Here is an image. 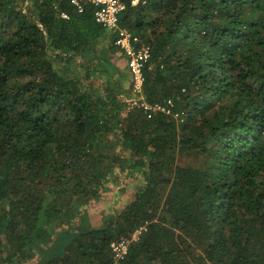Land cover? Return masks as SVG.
<instances>
[{"label": "trees", "instance_id": "obj_1", "mask_svg": "<svg viewBox=\"0 0 264 264\" xmlns=\"http://www.w3.org/2000/svg\"><path fill=\"white\" fill-rule=\"evenodd\" d=\"M122 2L178 119L94 6L0 0V264H113L140 226L119 264H264V0Z\"/></svg>", "mask_w": 264, "mask_h": 264}, {"label": "built area", "instance_id": "obj_2", "mask_svg": "<svg viewBox=\"0 0 264 264\" xmlns=\"http://www.w3.org/2000/svg\"><path fill=\"white\" fill-rule=\"evenodd\" d=\"M68 2L76 12H83L85 4L95 7L94 19L105 29L115 34V44L122 50L125 58L128 73L131 78V89L134 96L128 101L132 105L142 108L147 117H151L157 112L172 116L175 119L179 115L172 110V101L149 103L141 96L142 85L144 82L143 69L149 62L151 56L150 45L141 40V38L119 25V15L124 9L122 0H60ZM137 0H132L135 3ZM61 16L68 19L66 12H61ZM181 120V119H180ZM145 230L144 226L135 229L130 236L121 237L110 243L109 248L113 259V264H119L128 251L129 244L138 239L141 232Z\"/></svg>", "mask_w": 264, "mask_h": 264}, {"label": "rangeland", "instance_id": "obj_3", "mask_svg": "<svg viewBox=\"0 0 264 264\" xmlns=\"http://www.w3.org/2000/svg\"><path fill=\"white\" fill-rule=\"evenodd\" d=\"M141 96H142V91H141ZM142 98H143V96H142ZM134 106H136V105H134ZM117 188H119V187H117ZM117 188L114 189V192L111 194V196H109L108 203H106V204L104 202L102 203V200H100V201H95V203H92L88 206L87 210L94 211L92 213L93 218H97L101 214L102 215L110 214L116 210L115 206H117V203H118V198H117V193H116Z\"/></svg>", "mask_w": 264, "mask_h": 264}, {"label": "crops", "instance_id": "obj_4", "mask_svg": "<svg viewBox=\"0 0 264 264\" xmlns=\"http://www.w3.org/2000/svg\"><path fill=\"white\" fill-rule=\"evenodd\" d=\"M123 61L125 62L124 64H126V59H123Z\"/></svg>", "mask_w": 264, "mask_h": 264}]
</instances>
